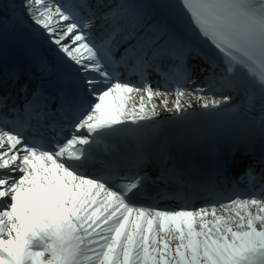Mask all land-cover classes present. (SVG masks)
<instances>
[{
  "label": "snow or ice",
  "instance_id": "1",
  "mask_svg": "<svg viewBox=\"0 0 264 264\" xmlns=\"http://www.w3.org/2000/svg\"><path fill=\"white\" fill-rule=\"evenodd\" d=\"M0 264H264V0H0Z\"/></svg>",
  "mask_w": 264,
  "mask_h": 264
}]
</instances>
